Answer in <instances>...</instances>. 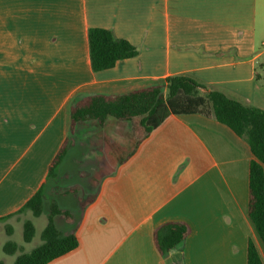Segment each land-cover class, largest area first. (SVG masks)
<instances>
[{
    "label": "crops",
    "instance_id": "crops-1",
    "mask_svg": "<svg viewBox=\"0 0 264 264\" xmlns=\"http://www.w3.org/2000/svg\"><path fill=\"white\" fill-rule=\"evenodd\" d=\"M91 28L109 30L138 54L93 72ZM263 64L264 0H0V264L14 258L3 245L15 225L22 235L26 219L17 212L42 185L66 177L68 152L87 147L96 165L78 176L90 185L100 167L93 145L104 134H127L128 124L112 118L103 129L86 122L70 134L73 101L183 75L264 111ZM68 137L72 146L46 182ZM252 158L247 143L215 119L170 115L72 216L65 234L74 232L78 246L47 264H246L248 241L264 264L248 217ZM170 221L191 232L164 258L153 232Z\"/></svg>",
    "mask_w": 264,
    "mask_h": 264
},
{
    "label": "trees",
    "instance_id": "trees-1",
    "mask_svg": "<svg viewBox=\"0 0 264 264\" xmlns=\"http://www.w3.org/2000/svg\"><path fill=\"white\" fill-rule=\"evenodd\" d=\"M88 46L93 72L111 69L118 61L133 58L138 54L137 49L126 40L117 39L112 32L101 28L89 29ZM191 114L215 119L247 143L253 157L249 163L248 217L264 247V111L246 106L236 99L227 97L219 90L187 76L167 77L123 95L86 96L70 104V134L77 126L86 122L103 129L108 118L121 124L127 123L131 128L125 137L115 139L112 135L104 134L99 145H93L100 153V158L97 159L100 167L94 170L90 187L96 191L102 179L111 175L120 164L129 159L141 140L170 115ZM136 121L142 131L141 138H136L132 133ZM71 146L72 140L68 137L48 166L46 182L56 177ZM71 194H77V188L55 192L58 196ZM94 198V195L84 200L79 197L80 210H84ZM44 200L45 184L17 214L30 211L33 217H39ZM48 208L47 223L40 234L41 244L29 253L20 252L13 264H47L78 246L74 232L63 234L54 224V218L57 216H63L67 223L71 222V212L59 208L55 199L49 201ZM10 217L11 215L5 218ZM22 228L23 242L29 243L35 234L33 223L25 220ZM190 232V227L184 222H165L153 232L154 246L159 254L166 258L168 252L179 247ZM6 233L11 235L12 228L7 227ZM18 250L19 246L14 242L8 241L3 245V252L6 255H13ZM167 264L170 262L167 261ZM246 264H263L251 241L247 244Z\"/></svg>",
    "mask_w": 264,
    "mask_h": 264
},
{
    "label": "rangeland",
    "instance_id": "rangeland-1",
    "mask_svg": "<svg viewBox=\"0 0 264 264\" xmlns=\"http://www.w3.org/2000/svg\"><path fill=\"white\" fill-rule=\"evenodd\" d=\"M133 128V135L136 138H140L142 135V131L138 126L137 121L135 122ZM130 130L131 128L128 124L127 132H129ZM88 154L89 153L86 146L77 145L75 148H72L68 152L62 167V170L66 174V177L63 178L57 186L54 185L52 181H49L47 184L43 210L40 216L33 217L30 211H25L21 214V218H25L26 220H29L33 223L35 234L29 243H25L22 239L20 227L18 225H15L14 233L12 235V242L16 243L19 246V250L14 254V258L11 257L6 260V264H11L12 260L16 259L20 252L29 253L31 250L41 244L40 234L47 223V216L49 213L48 204L51 199H55L57 201L59 208L71 212L74 218L78 219L80 217L81 210L78 198L81 197L82 199H86L93 192L89 185L88 177L78 176V172L84 171L85 173H88V171L90 170V166L95 167L96 165L95 160L92 157L88 156ZM81 156H84L83 161L79 160ZM72 187L77 188V194H71L67 196L55 195L54 189L65 190ZM54 224L57 229L63 234H65L71 228V225L66 223L62 216L55 217Z\"/></svg>",
    "mask_w": 264,
    "mask_h": 264
}]
</instances>
